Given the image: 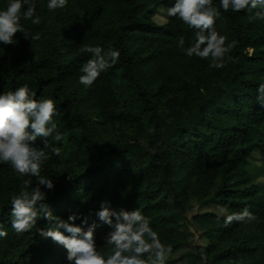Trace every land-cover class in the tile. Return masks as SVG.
Masks as SVG:
<instances>
[{
	"label": "trees",
	"instance_id": "obj_1",
	"mask_svg": "<svg viewBox=\"0 0 264 264\" xmlns=\"http://www.w3.org/2000/svg\"><path fill=\"white\" fill-rule=\"evenodd\" d=\"M8 3L0 0V11ZM174 3L68 0L66 8L49 11L48 0H28L22 13L35 4L40 23L22 18L21 25L40 38L18 32L13 44L0 43V94L27 84L33 98L54 101L62 140L48 138L60 155L50 154L41 166L54 184L41 188L44 202L64 221L81 217L74 226L83 227V217L95 221L102 254L112 229L95 213L106 202L113 211L139 210L148 218L172 247L166 264H264V191L249 170L255 151L264 161V107L257 101L264 19L256 17L264 9L224 12L213 0L220 10L216 31L226 45L236 42L225 67L215 69L210 59L189 58L177 47L181 36L185 48L193 44L194 30L175 17L152 20L151 8ZM83 45L120 52L91 87L79 82L92 58ZM34 146L44 148L43 139ZM25 180L36 186V177L0 162V230L7 232L0 264H70L62 245L40 235L47 220L19 236L12 229L11 196ZM246 207L256 220L223 226Z\"/></svg>",
	"mask_w": 264,
	"mask_h": 264
},
{
	"label": "clouds",
	"instance_id": "obj_2",
	"mask_svg": "<svg viewBox=\"0 0 264 264\" xmlns=\"http://www.w3.org/2000/svg\"><path fill=\"white\" fill-rule=\"evenodd\" d=\"M24 3H28V0H23V3L22 0H9L6 10L0 11V43L13 44V37L18 32L31 41L40 38L38 35L30 37L21 25L22 18L31 20L32 24L40 23L39 16H36V5L30 4L22 13ZM67 4L68 0H48L47 8L54 11L66 8ZM219 4L224 12L231 10L239 13L258 6L264 9V0H219ZM167 14L194 30L195 42L189 47L185 48L183 36L178 38L177 47L187 57L210 59L211 68L225 67V57L236 47V42L226 45V37L216 31L214 26L220 10L213 6V0H175ZM256 17L264 19V12H257ZM80 50L92 56L80 68L82 75L79 82L85 87H91L120 56L116 49L105 51L99 46L83 45ZM34 95L27 84L0 94V162L10 164L21 176L36 177L37 180L35 187H32L30 180H25L22 190L11 196V226L15 233L19 236L30 232L38 220L45 219L49 226L47 230L40 229V235L62 245L67 250L70 264H166L172 247L160 241L158 234L150 227L148 218L139 210L116 212L106 202L101 204V210L95 215L112 229L105 237L107 254L97 250L95 221L89 225V218L83 217L81 227L74 226V222L81 218L77 215H70L68 221L53 215L49 205L44 202L45 193L41 188L52 190L54 184L52 179L41 176V166L50 154L60 155V148L50 144L48 138L59 142L62 136L57 133V124L53 119L56 115L54 101L37 100L33 98ZM257 101L264 107V83L257 89ZM38 138L44 141L42 149L34 146ZM256 219L246 207L226 216L223 226L228 227L233 222L250 223ZM61 229L70 235L66 236ZM6 236L7 232L0 230V237Z\"/></svg>",
	"mask_w": 264,
	"mask_h": 264
},
{
	"label": "rangeland",
	"instance_id": "obj_3",
	"mask_svg": "<svg viewBox=\"0 0 264 264\" xmlns=\"http://www.w3.org/2000/svg\"><path fill=\"white\" fill-rule=\"evenodd\" d=\"M151 8V14H152V20L155 23L158 24H163L165 23L169 16L167 14V8ZM167 9V10H166ZM249 162L252 163V167L249 169L251 176L253 178V180L258 183L260 185V187L262 188V190L264 191V161L262 162L260 154L255 151L252 156L249 159ZM196 243H199V240H196ZM180 264V263H177Z\"/></svg>",
	"mask_w": 264,
	"mask_h": 264
}]
</instances>
